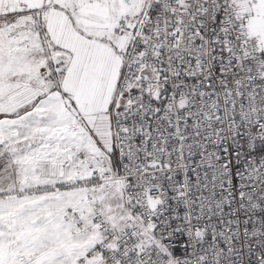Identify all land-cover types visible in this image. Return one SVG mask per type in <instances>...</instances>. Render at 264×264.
<instances>
[{
  "label": "snow or ice",
  "instance_id": "snow-or-ice-1",
  "mask_svg": "<svg viewBox=\"0 0 264 264\" xmlns=\"http://www.w3.org/2000/svg\"><path fill=\"white\" fill-rule=\"evenodd\" d=\"M0 264H264V0H0Z\"/></svg>",
  "mask_w": 264,
  "mask_h": 264
}]
</instances>
